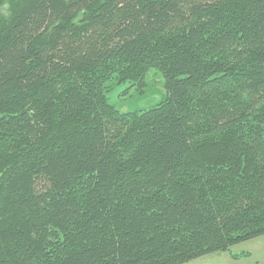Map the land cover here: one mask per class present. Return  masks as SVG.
<instances>
[{"label": "trees", "instance_id": "16d2710c", "mask_svg": "<svg viewBox=\"0 0 264 264\" xmlns=\"http://www.w3.org/2000/svg\"><path fill=\"white\" fill-rule=\"evenodd\" d=\"M150 68L158 103L108 101ZM261 235L264 0H0V264H183Z\"/></svg>", "mask_w": 264, "mask_h": 264}, {"label": "rangeland", "instance_id": "374dc122", "mask_svg": "<svg viewBox=\"0 0 264 264\" xmlns=\"http://www.w3.org/2000/svg\"><path fill=\"white\" fill-rule=\"evenodd\" d=\"M6 12L7 6L4 5ZM3 9V7H2ZM143 86L132 82L111 81L108 83L106 96L108 101L120 111H138L158 103L166 96L164 79L157 68H150L145 74ZM28 97L19 101L25 105ZM248 253L247 256L233 258L232 254ZM183 264H264V235L233 245L229 251L211 253Z\"/></svg>", "mask_w": 264, "mask_h": 264}]
</instances>
